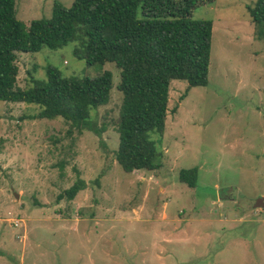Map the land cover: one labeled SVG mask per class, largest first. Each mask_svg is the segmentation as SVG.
<instances>
[{"label":"rangeland","instance_id":"1","mask_svg":"<svg viewBox=\"0 0 264 264\" xmlns=\"http://www.w3.org/2000/svg\"><path fill=\"white\" fill-rule=\"evenodd\" d=\"M54 1L15 0L16 18L26 27L48 18ZM254 1L191 11L212 21L208 83L171 81L153 171L125 172L115 159L114 63L87 64L74 42L18 53L19 87L30 74L45 80L47 67L63 77L110 71L113 85L109 102L91 110L100 134L31 119L33 104L0 100V264H264V209L253 207L264 196V41L247 10ZM191 167L194 187L178 179ZM78 177L85 187L58 199Z\"/></svg>","mask_w":264,"mask_h":264},{"label":"trees","instance_id":"2","mask_svg":"<svg viewBox=\"0 0 264 264\" xmlns=\"http://www.w3.org/2000/svg\"><path fill=\"white\" fill-rule=\"evenodd\" d=\"M213 1L73 0L64 6L56 0L48 18L31 20L26 27L16 18L15 0H0V100L33 104L38 110L31 119L61 118L78 133L100 134L103 127L96 125L91 110L110 100V71L63 77L47 67L45 80L30 74L28 86H17L18 53L74 42L78 59L112 62L119 69L117 163L125 172L157 170L159 152L152 136L163 135L171 81L184 80L188 89L208 83L212 21L193 19L191 11ZM247 10L264 41V0H255ZM197 177V167L179 170V181L190 187ZM85 185L78 177L58 199L72 200Z\"/></svg>","mask_w":264,"mask_h":264},{"label":"water","instance_id":"3","mask_svg":"<svg viewBox=\"0 0 264 264\" xmlns=\"http://www.w3.org/2000/svg\"><path fill=\"white\" fill-rule=\"evenodd\" d=\"M254 208H263L264 209V196H260L254 200Z\"/></svg>","mask_w":264,"mask_h":264}]
</instances>
